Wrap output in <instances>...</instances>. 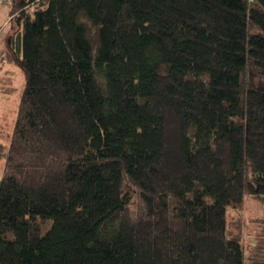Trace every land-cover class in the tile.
<instances>
[{
    "label": "trees",
    "instance_id": "obj_1",
    "mask_svg": "<svg viewBox=\"0 0 264 264\" xmlns=\"http://www.w3.org/2000/svg\"><path fill=\"white\" fill-rule=\"evenodd\" d=\"M7 6L0 264H264V0Z\"/></svg>",
    "mask_w": 264,
    "mask_h": 264
},
{
    "label": "rangeland",
    "instance_id": "obj_2",
    "mask_svg": "<svg viewBox=\"0 0 264 264\" xmlns=\"http://www.w3.org/2000/svg\"><path fill=\"white\" fill-rule=\"evenodd\" d=\"M6 5L0 6V143L8 148L10 136L15 122L17 104L24 86V74L19 66L1 58L5 36L9 29L8 20L14 13L8 12ZM252 84H258L260 79L251 75ZM5 158L0 159V177L3 174ZM228 228L233 231L235 221L242 219L244 223L245 243L249 244L258 228L257 219L264 217V204L248 199L241 210L227 212Z\"/></svg>",
    "mask_w": 264,
    "mask_h": 264
},
{
    "label": "built area",
    "instance_id": "obj_3",
    "mask_svg": "<svg viewBox=\"0 0 264 264\" xmlns=\"http://www.w3.org/2000/svg\"><path fill=\"white\" fill-rule=\"evenodd\" d=\"M10 4V0H0V6Z\"/></svg>",
    "mask_w": 264,
    "mask_h": 264
}]
</instances>
